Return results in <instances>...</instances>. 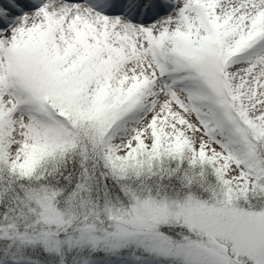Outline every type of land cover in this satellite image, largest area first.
<instances>
[{
    "label": "snow or ice",
    "instance_id": "6c2138e0",
    "mask_svg": "<svg viewBox=\"0 0 264 264\" xmlns=\"http://www.w3.org/2000/svg\"><path fill=\"white\" fill-rule=\"evenodd\" d=\"M0 264H264V0H0Z\"/></svg>",
    "mask_w": 264,
    "mask_h": 264
}]
</instances>
